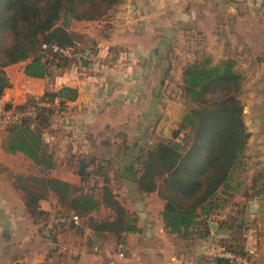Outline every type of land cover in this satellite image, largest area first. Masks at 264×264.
Segmentation results:
<instances>
[{
	"label": "trees",
	"instance_id": "1",
	"mask_svg": "<svg viewBox=\"0 0 264 264\" xmlns=\"http://www.w3.org/2000/svg\"><path fill=\"white\" fill-rule=\"evenodd\" d=\"M120 2L0 0V97L10 85L3 69L5 66L24 62L25 75L36 78L50 75L55 68L67 67L81 54V49L75 44V34L69 29L71 23L106 20ZM52 45L73 46L74 55L57 54L51 50ZM181 79L190 107L169 138L145 150L140 174L134 176L133 182L144 193L157 192L163 200L160 215L164 229L188 241L195 235L207 237L214 213L224 208L233 190H239V182L234 186L230 180L236 170H245V149L250 132L244 121V106L240 99L244 77L236 69L233 58H223L217 63H212L208 56L193 60L184 66ZM77 96L76 88L62 86L56 91L44 92L38 99L28 98L15 107L5 105L4 109L16 110L33 106L34 115L26 116L18 123H8L2 147L8 152H22L36 164L53 167L52 154L47 152L43 140L44 128L53 115L64 111L66 104L76 100ZM38 102L47 105H38ZM33 122L35 125L31 127ZM91 164L92 160H79V184L50 177L33 180L38 186L53 190L66 213L84 217L97 211L101 204L112 209L113 219L96 222L90 217L88 224L95 231L113 233L116 245L121 244L125 254L124 235L137 231L136 216L116 198L107 178L100 186H83L90 181L88 169ZM96 167L94 172L102 166L97 164ZM125 171L129 173L128 169ZM95 190L100 192L96 194ZM242 193L238 209L228 218L217 221L216 230L224 231L217 244L222 252L247 260L250 252L245 248L243 232L249 226L244 208L248 201L264 194V165L252 175L250 183L244 185ZM39 197L30 195L28 204L35 206ZM261 212L264 217V209ZM38 215L37 223L48 213L38 212ZM205 262L242 264L219 255L209 256Z\"/></svg>",
	"mask_w": 264,
	"mask_h": 264
},
{
	"label": "crops",
	"instance_id": "2",
	"mask_svg": "<svg viewBox=\"0 0 264 264\" xmlns=\"http://www.w3.org/2000/svg\"><path fill=\"white\" fill-rule=\"evenodd\" d=\"M199 1L178 0L179 4H184V7L179 6L180 17L184 19L186 12H191L193 4H199ZM168 9H174L170 0H121L116 5L105 21L110 32L102 35L98 32L96 37L101 40L99 52L107 53L108 49L119 52L114 58L119 69L113 76L104 74L93 78L90 75V70L94 69V55L90 48L84 51L86 66H82L81 59L77 58L67 67L55 68L43 78L25 75L24 62L3 68L10 85L0 97V108L7 104L15 107L31 97L38 99L44 92L56 91L62 86L76 88L78 96L66 104L64 111L53 115L44 128L46 133L54 134L52 144L47 145V152L52 154L55 163L53 167L36 164L22 152L6 151L2 143L9 124L0 114V264H205V258L221 252L217 243L224 231L216 229L223 209L214 213L207 237L195 235L185 241L164 229L160 215L163 203L158 202L156 207L143 203L136 212L137 231L124 235L126 251L122 256L117 252L116 236L110 231H95L84 220L86 217H81L79 226L58 228L49 239L41 235L37 225L38 212H50L60 208L61 204L53 190L38 186L33 178L50 177L79 184L80 178L73 168L57 159L61 152L59 148L67 142L79 144L83 141L88 145L90 138H80V133L93 131L100 123L114 124V114L117 113L118 118L121 108H127L129 116L131 111L136 113L137 97L130 91L138 83L135 67L146 65L148 52L154 53L158 49L161 38L156 27L150 28V17L153 11ZM98 22L101 24L102 21ZM154 36L157 39L152 44ZM115 37L116 43L107 42ZM119 92H130L135 98H120ZM61 115H64L63 124L67 131L75 132L65 142L55 138L61 130ZM153 194L142 193L144 198ZM30 195H40L35 206L28 204ZM262 198L248 201L244 208L246 218L251 217V224L244 231V245L250 252L244 264H264ZM94 246L98 247L97 251L93 250Z\"/></svg>",
	"mask_w": 264,
	"mask_h": 264
},
{
	"label": "rangeland",
	"instance_id": "3",
	"mask_svg": "<svg viewBox=\"0 0 264 264\" xmlns=\"http://www.w3.org/2000/svg\"><path fill=\"white\" fill-rule=\"evenodd\" d=\"M170 6L174 9L153 11L150 17V28L156 27L161 32L158 33L161 38L158 50L148 52L150 54L146 65L135 67L138 83L130 91L137 97L136 113L131 111L129 116L127 108H121L118 118L117 113L114 114V124L100 123L93 131L84 130L80 133V138H90L88 145L83 141L79 144L67 142L59 148L61 152L57 159L66 167L73 168L76 173L79 160H92L93 165L88 169L90 181L88 184L83 183V186L97 187L107 178V184L116 198L135 216L137 208L143 203L155 207L158 202L163 203L156 191L152 196L144 198L133 178L140 174V163L144 159L145 150L154 143L169 138L190 107L182 88V70L187 63L204 56H208L212 63L227 57L233 58L236 69L244 77L240 99L250 136L245 149V170H236L230 180L234 186L239 182V190H233L232 196L225 202L221 218H228L238 209V202L242 201L244 185L249 184L252 175L264 165V0H200L199 4L190 6L193 12H189L187 6L188 12L184 19L179 13V6L184 7V4H179L178 0H170ZM106 20H102L101 24L98 21H73L69 27L75 34L76 46L81 49V61L87 58L84 54L86 48L93 51L94 69L90 70L93 78L104 74L113 76L119 69L114 60L119 52L115 49H108L107 53L98 51L101 40L96 39L97 33L102 35L110 32ZM155 36L152 44L157 39ZM116 38L108 39L107 42L116 43ZM131 109L134 107L131 106ZM63 116L59 119L61 130L55 138L64 141L75 132L67 131ZM47 134L54 135L50 131ZM52 142L53 140L45 144L50 145ZM97 164L102 167L94 172ZM127 169L129 173L125 171ZM98 192L100 191L95 190L96 194ZM262 202L264 206V194ZM103 205L92 216H84V220L89 223L90 217L96 222L113 219V210ZM63 208L61 205L60 208L47 212L48 216L65 212ZM249 218L251 217L247 216L248 225L251 224ZM81 219L80 217L77 226ZM61 227H56L55 231ZM95 248L98 250L94 246V251ZM241 261L244 264L247 260Z\"/></svg>",
	"mask_w": 264,
	"mask_h": 264
},
{
	"label": "built area",
	"instance_id": "4",
	"mask_svg": "<svg viewBox=\"0 0 264 264\" xmlns=\"http://www.w3.org/2000/svg\"><path fill=\"white\" fill-rule=\"evenodd\" d=\"M45 48L46 45H43ZM51 50L57 54L63 55V56H73L74 55V48L73 46H58V45H52ZM38 105H47L44 102H38ZM0 114L2 116V119L6 121L7 123H18L20 122L24 117L26 116H33L34 115V107H29L24 110H16L14 108L11 109H4L0 108ZM35 123H31V127H33ZM43 140L45 142H51L53 140V136L47 134L44 132L43 134ZM80 221V216H78L75 213H52L49 216H47L45 219L41 220L37 223L39 231L41 235L45 238H51L53 235L55 228L59 226H77ZM122 245L119 244L117 246V252L119 255H123L121 250ZM95 251H97V248H95ZM217 255L235 259L237 262L242 263L241 260L245 259L241 256H236L234 254H231L229 252H220Z\"/></svg>",
	"mask_w": 264,
	"mask_h": 264
},
{
	"label": "water",
	"instance_id": "5",
	"mask_svg": "<svg viewBox=\"0 0 264 264\" xmlns=\"http://www.w3.org/2000/svg\"><path fill=\"white\" fill-rule=\"evenodd\" d=\"M86 63H87V60L86 59H83L82 62H81V65L82 66H86ZM118 97L122 98V97H128L130 99H133L134 98V95L130 92H127V93H123V92H119L118 93Z\"/></svg>",
	"mask_w": 264,
	"mask_h": 264
}]
</instances>
